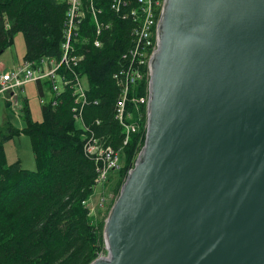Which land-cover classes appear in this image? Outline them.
Segmentation results:
<instances>
[{
  "label": "water",
  "instance_id": "95a60500",
  "mask_svg": "<svg viewBox=\"0 0 264 264\" xmlns=\"http://www.w3.org/2000/svg\"><path fill=\"white\" fill-rule=\"evenodd\" d=\"M147 109L91 264H264V0H165Z\"/></svg>",
  "mask_w": 264,
  "mask_h": 264
},
{
  "label": "trees",
  "instance_id": "16d2710c",
  "mask_svg": "<svg viewBox=\"0 0 264 264\" xmlns=\"http://www.w3.org/2000/svg\"><path fill=\"white\" fill-rule=\"evenodd\" d=\"M96 5L101 31L87 16L77 31L75 49L84 57L77 71L86 80L87 103L76 104L69 87L55 93L45 80L37 83L40 100H45L42 121L33 120L23 99L25 127L18 129L8 121L0 127V264H91L108 254L107 218L91 214L100 165L85 153L88 131L76 121L74 109L83 115L89 133L120 154L114 179L109 177L103 186L118 199L145 146L148 109L139 100L147 96L150 81L144 76L128 92L126 110L139 129L125 144L118 102L127 73L147 45L140 34L142 25L132 15L139 2L123 0L119 10L114 0ZM67 10V0H0V54L12 48L21 33L26 45L22 63L60 60ZM60 71L70 74L66 67ZM23 134L32 140L36 171L7 161L5 144Z\"/></svg>",
  "mask_w": 264,
  "mask_h": 264
},
{
  "label": "built area",
  "instance_id": "2783aa9c",
  "mask_svg": "<svg viewBox=\"0 0 264 264\" xmlns=\"http://www.w3.org/2000/svg\"><path fill=\"white\" fill-rule=\"evenodd\" d=\"M99 0H67V21L65 30V39L62 46V57L60 60L54 58H42L38 61H25L20 65L7 67L0 62V95L10 94L8 99L14 102L16 91L30 83H39L49 80L52 83V90L60 93L64 88H71L75 102L78 105L87 103V88L85 78H82L78 70L79 63L83 61V56L75 53L77 36L74 32L79 30V26L87 16L91 17V21L101 31L99 21V11L96 3ZM139 8L132 10L135 21H139L141 26V37L147 42V45L139 51V57L136 56V63L130 68L125 79L124 88L118 102L117 120L123 126L126 133L125 144L130 136L139 129L138 125L132 121L126 108L128 104V92L130 87L136 84L144 76L150 81L151 76V59L158 48V26L163 14L165 0H138ZM114 4L118 10L123 4V0H114ZM78 33V32H77ZM96 47H101L99 41L95 42ZM66 67L70 74L61 73V69ZM13 94V96L11 95ZM44 104L45 100H41ZM141 105L149 104V89L145 98L139 100ZM76 113L75 119L86 132L85 134V153L96 159L100 165L96 185L103 187L108 181L109 176L120 167V154L112 147L106 146L99 138L89 133V129L84 125L82 114ZM95 208L91 203V214H94ZM107 256L101 255L99 258Z\"/></svg>",
  "mask_w": 264,
  "mask_h": 264
},
{
  "label": "rangeland",
  "instance_id": "374dc122",
  "mask_svg": "<svg viewBox=\"0 0 264 264\" xmlns=\"http://www.w3.org/2000/svg\"><path fill=\"white\" fill-rule=\"evenodd\" d=\"M25 51L26 45L24 41V36L19 33L16 35L15 45L12 48L8 49L5 53L0 54V62L9 66H14L23 61V55ZM84 82H86V80H84ZM15 93L17 99L14 100L13 105L11 107L7 106L10 94L0 95V127L6 121L11 123L14 127L18 129H23L25 127V122L22 118V108L24 105L23 99H26L28 101L33 120L38 122L42 121L43 104L41 103L37 91V84H27L23 88V90H17ZM4 148L6 158L9 164L20 162L22 167L27 170H37L38 166L33 151V144L29 136L25 134L16 136L10 141H8L5 144ZM114 176V173L110 175V179H114ZM116 201L117 198H115V196L110 192V189H108V187H105L104 190H102L101 187H98L96 189L95 195L90 200V202L93 204V207L95 208L93 215L100 220L106 218L108 219L112 207ZM112 203L114 204L112 205Z\"/></svg>",
  "mask_w": 264,
  "mask_h": 264
},
{
  "label": "bare ground",
  "instance_id": "6f19581e",
  "mask_svg": "<svg viewBox=\"0 0 264 264\" xmlns=\"http://www.w3.org/2000/svg\"><path fill=\"white\" fill-rule=\"evenodd\" d=\"M74 36H78V33L77 32H74ZM100 41V40H99ZM103 44V43H102ZM119 72V71H118ZM92 100V99H91ZM89 104V103H88ZM81 106V105H80ZM78 107V106H77ZM80 111V109L78 110ZM116 113V112H115ZM83 116V115H82ZM84 119V118H83Z\"/></svg>",
  "mask_w": 264,
  "mask_h": 264
},
{
  "label": "crops",
  "instance_id": "0c3cea01",
  "mask_svg": "<svg viewBox=\"0 0 264 264\" xmlns=\"http://www.w3.org/2000/svg\"><path fill=\"white\" fill-rule=\"evenodd\" d=\"M22 62H20V63H18V64H16V65H14V66H17V65H20ZM7 67H13V66H9V65H7V64H5Z\"/></svg>",
  "mask_w": 264,
  "mask_h": 264
}]
</instances>
